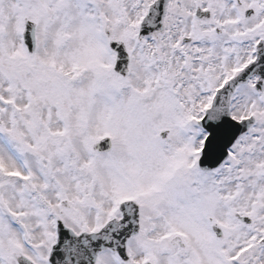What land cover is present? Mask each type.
Returning a JSON list of instances; mask_svg holds the SVG:
<instances>
[{"label": "snow or ice", "instance_id": "6c2138e0", "mask_svg": "<svg viewBox=\"0 0 264 264\" xmlns=\"http://www.w3.org/2000/svg\"><path fill=\"white\" fill-rule=\"evenodd\" d=\"M0 264H264V0H0Z\"/></svg>", "mask_w": 264, "mask_h": 264}]
</instances>
